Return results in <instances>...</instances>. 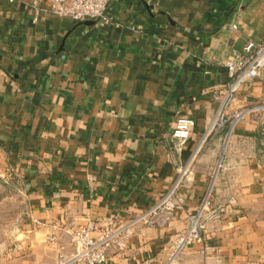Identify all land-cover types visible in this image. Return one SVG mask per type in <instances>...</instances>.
<instances>
[{"label":"crops","instance_id":"0c3cea01","mask_svg":"<svg viewBox=\"0 0 264 264\" xmlns=\"http://www.w3.org/2000/svg\"><path fill=\"white\" fill-rule=\"evenodd\" d=\"M32 1L0 0V171L19 177L41 228L140 214L191 161L174 220L106 264H164L211 186L220 217L203 218L177 264H264V111L203 142L233 48L264 42V0H112L110 19L84 21L46 1L35 20ZM261 102L264 69L233 108ZM180 117L195 120L182 145Z\"/></svg>","mask_w":264,"mask_h":264},{"label":"built area","instance_id":"2783aa9c","mask_svg":"<svg viewBox=\"0 0 264 264\" xmlns=\"http://www.w3.org/2000/svg\"><path fill=\"white\" fill-rule=\"evenodd\" d=\"M42 1H46L52 12L59 17H69L75 21L110 19L107 9L112 0H33L35 20L40 16ZM232 53V59L225 62L229 81L216 95L220 106L206 129L203 142L225 128H228L225 136L227 141L234 128L249 114L264 111V102L239 109L233 108L242 85L257 79L264 69V42L249 41L242 50L233 48ZM194 125L195 120L191 117L177 119L173 136L179 145L190 138ZM198 151L199 148L192 160L196 158ZM192 165L190 161L181 168L176 182L166 194L140 214L127 218L110 215L100 221L89 219L82 225L61 226L57 222H51L53 228L62 229L68 237L67 243H60L58 239L61 234L55 231L48 233L49 239L59 242L52 264H106L111 254L119 253L127 247L132 236L146 228L173 221L176 211L185 205L181 190L185 182L192 179ZM208 214L216 219L220 217V213L213 209L212 186L206 192L197 213L189 215L188 227L177 235L175 248L164 264H177L178 257L185 247L204 238L203 218ZM211 248L218 252L217 247ZM221 260L219 255L217 261Z\"/></svg>","mask_w":264,"mask_h":264},{"label":"rangeland","instance_id":"374dc122","mask_svg":"<svg viewBox=\"0 0 264 264\" xmlns=\"http://www.w3.org/2000/svg\"><path fill=\"white\" fill-rule=\"evenodd\" d=\"M47 226L52 230L42 229L40 219L31 215L19 177L0 171V264H52L63 240L60 235L58 243L52 241L48 233L63 231Z\"/></svg>","mask_w":264,"mask_h":264}]
</instances>
